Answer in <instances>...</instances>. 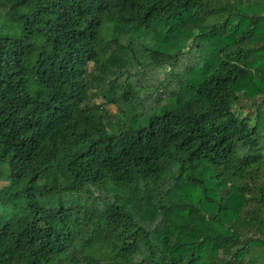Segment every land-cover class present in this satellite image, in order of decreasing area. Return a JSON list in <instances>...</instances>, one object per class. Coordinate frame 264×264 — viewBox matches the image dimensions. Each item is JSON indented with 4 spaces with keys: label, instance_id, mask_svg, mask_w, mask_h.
<instances>
[{
    "label": "trees",
    "instance_id": "trees-1",
    "mask_svg": "<svg viewBox=\"0 0 264 264\" xmlns=\"http://www.w3.org/2000/svg\"><path fill=\"white\" fill-rule=\"evenodd\" d=\"M0 264H264V0H0Z\"/></svg>",
    "mask_w": 264,
    "mask_h": 264
},
{
    "label": "rangeland",
    "instance_id": "rangeland-1",
    "mask_svg": "<svg viewBox=\"0 0 264 264\" xmlns=\"http://www.w3.org/2000/svg\"><path fill=\"white\" fill-rule=\"evenodd\" d=\"M106 110H108V111H112V112H116L115 110V108L113 107V106H108L107 108H106ZM246 113L247 112H245V115H246Z\"/></svg>",
    "mask_w": 264,
    "mask_h": 264
}]
</instances>
